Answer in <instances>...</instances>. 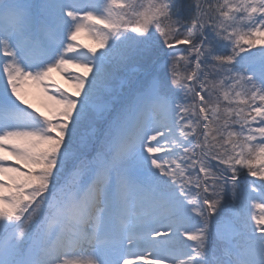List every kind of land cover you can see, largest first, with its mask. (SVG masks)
<instances>
[{
	"label": "snow or ice",
	"instance_id": "snow-or-ice-1",
	"mask_svg": "<svg viewBox=\"0 0 264 264\" xmlns=\"http://www.w3.org/2000/svg\"><path fill=\"white\" fill-rule=\"evenodd\" d=\"M0 264H264V0H0Z\"/></svg>",
	"mask_w": 264,
	"mask_h": 264
},
{
	"label": "bare ground",
	"instance_id": "bare-ground-1",
	"mask_svg": "<svg viewBox=\"0 0 264 264\" xmlns=\"http://www.w3.org/2000/svg\"><path fill=\"white\" fill-rule=\"evenodd\" d=\"M59 80L61 79V76L58 77ZM38 88L33 87V86H28L26 88V101L28 104H32L35 105V103L37 102L40 106H44V103L46 102L45 99H43V97L40 99L41 93H39Z\"/></svg>",
	"mask_w": 264,
	"mask_h": 264
},
{
	"label": "rangeland",
	"instance_id": "rangeland-1",
	"mask_svg": "<svg viewBox=\"0 0 264 264\" xmlns=\"http://www.w3.org/2000/svg\"><path fill=\"white\" fill-rule=\"evenodd\" d=\"M83 36L85 37V35H83ZM78 71H82V70L79 68H75L74 73H72V75H78ZM53 85L58 86L61 90H64V91H66V89L69 90L70 88H74L73 84L70 81H68L66 79V77L63 78L61 82L56 79V81Z\"/></svg>",
	"mask_w": 264,
	"mask_h": 264
}]
</instances>
